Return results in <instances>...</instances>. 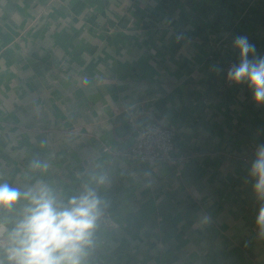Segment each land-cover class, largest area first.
<instances>
[{
	"label": "crops",
	"instance_id": "obj_1",
	"mask_svg": "<svg viewBox=\"0 0 264 264\" xmlns=\"http://www.w3.org/2000/svg\"><path fill=\"white\" fill-rule=\"evenodd\" d=\"M238 35L264 56V0H0V182L59 205L95 187L86 264H264L246 182L264 106L209 58L238 60ZM132 117L185 123L183 163L125 160Z\"/></svg>",
	"mask_w": 264,
	"mask_h": 264
},
{
	"label": "clouds",
	"instance_id": "obj_2",
	"mask_svg": "<svg viewBox=\"0 0 264 264\" xmlns=\"http://www.w3.org/2000/svg\"><path fill=\"white\" fill-rule=\"evenodd\" d=\"M238 62L226 71V80L245 85L257 106H264V56L257 55L255 44L246 35L233 39ZM34 167H46L37 161ZM106 182L99 176L97 185ZM246 182L257 202L255 228L264 239V143L256 146L247 164ZM22 214L9 228L0 224V264H86L88 249L103 219L106 202L97 189L85 184L78 195L59 205L43 182L14 186L0 182V212L12 211L22 202Z\"/></svg>",
	"mask_w": 264,
	"mask_h": 264
},
{
	"label": "built area",
	"instance_id": "obj_3",
	"mask_svg": "<svg viewBox=\"0 0 264 264\" xmlns=\"http://www.w3.org/2000/svg\"><path fill=\"white\" fill-rule=\"evenodd\" d=\"M211 60H217L222 82L226 87L241 88L244 85H234L226 80L227 69L238 62L233 56L224 53L218 58L211 55ZM216 58V59H215ZM242 89V88H241ZM131 131L126 140V150H124L122 157L135 164H144L147 166H154L160 160L169 161L175 165H180L184 161L185 154L178 152L177 140L181 125H185L179 119L178 122L173 121L171 124H164L162 122H148L142 126H137L134 117L129 119ZM256 147L253 149V154ZM248 161V159H244ZM179 170L177 174H180Z\"/></svg>",
	"mask_w": 264,
	"mask_h": 264
},
{
	"label": "rangeland",
	"instance_id": "obj_4",
	"mask_svg": "<svg viewBox=\"0 0 264 264\" xmlns=\"http://www.w3.org/2000/svg\"><path fill=\"white\" fill-rule=\"evenodd\" d=\"M184 158H185V156H184ZM0 170H1V168H0ZM0 224H4V225H6V223L5 222H3V220L2 221H0ZM7 226V225H6ZM8 227V226H7Z\"/></svg>",
	"mask_w": 264,
	"mask_h": 264
}]
</instances>
